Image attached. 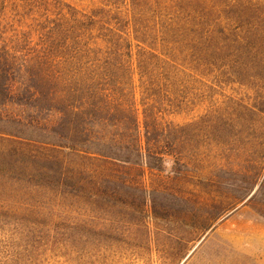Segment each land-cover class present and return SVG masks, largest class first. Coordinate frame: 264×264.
<instances>
[{
    "label": "trees",
    "instance_id": "16d2710c",
    "mask_svg": "<svg viewBox=\"0 0 264 264\" xmlns=\"http://www.w3.org/2000/svg\"><path fill=\"white\" fill-rule=\"evenodd\" d=\"M84 1L0 0V177L35 188L42 203L109 194L116 180L74 169L69 154L161 169L153 159L163 163L177 131L166 111L233 70L242 51L264 67L263 0ZM246 194L264 218L262 170ZM156 195L181 197L152 189L153 210ZM21 210L0 206V225L21 232L33 222ZM18 255L0 243V264Z\"/></svg>",
    "mask_w": 264,
    "mask_h": 264
},
{
    "label": "rangeland",
    "instance_id": "374dc122",
    "mask_svg": "<svg viewBox=\"0 0 264 264\" xmlns=\"http://www.w3.org/2000/svg\"><path fill=\"white\" fill-rule=\"evenodd\" d=\"M261 9L264 16V2ZM239 55L233 70L195 83L185 106L166 111L177 131L163 163L153 159L161 169L69 154L74 169L116 181L106 196L77 192L44 203L35 188L0 177V206L33 221L19 233L11 220L0 225V243L19 252L13 264H180L201 238L182 264H254L248 250L264 241V218L246 193L264 173V67L246 64L258 56ZM152 189L181 197L156 195L153 210Z\"/></svg>",
    "mask_w": 264,
    "mask_h": 264
},
{
    "label": "crops",
    "instance_id": "0c3cea01",
    "mask_svg": "<svg viewBox=\"0 0 264 264\" xmlns=\"http://www.w3.org/2000/svg\"><path fill=\"white\" fill-rule=\"evenodd\" d=\"M260 234L264 238V228L260 231ZM248 253L253 256L254 264H264V241L255 249L250 247Z\"/></svg>",
    "mask_w": 264,
    "mask_h": 264
},
{
    "label": "water",
    "instance_id": "95a60500",
    "mask_svg": "<svg viewBox=\"0 0 264 264\" xmlns=\"http://www.w3.org/2000/svg\"><path fill=\"white\" fill-rule=\"evenodd\" d=\"M203 238H201L198 243L192 248V250L183 258V260L180 262V264H182L188 257L189 255L192 253V251L199 245V243L202 241Z\"/></svg>",
    "mask_w": 264,
    "mask_h": 264
}]
</instances>
